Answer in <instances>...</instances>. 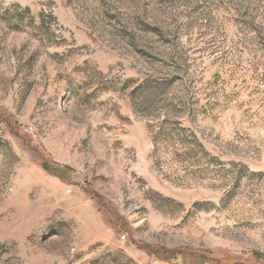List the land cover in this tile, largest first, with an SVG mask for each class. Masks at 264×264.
Listing matches in <instances>:
<instances>
[{
	"label": "rangeland",
	"instance_id": "rangeland-1",
	"mask_svg": "<svg viewBox=\"0 0 264 264\" xmlns=\"http://www.w3.org/2000/svg\"><path fill=\"white\" fill-rule=\"evenodd\" d=\"M159 248L264 264V0H0V264Z\"/></svg>",
	"mask_w": 264,
	"mask_h": 264
},
{
	"label": "trees",
	"instance_id": "trees-1",
	"mask_svg": "<svg viewBox=\"0 0 264 264\" xmlns=\"http://www.w3.org/2000/svg\"><path fill=\"white\" fill-rule=\"evenodd\" d=\"M52 170H55L52 169ZM71 170L69 168H58L56 173H58V176L63 177L64 175L68 174ZM155 254H161L164 259L173 261L176 264H222V262H219L218 260L214 258H207L206 255L202 252L200 256L194 257V261L186 259V255L183 254V252L174 253V252H168L167 250L163 248L157 249ZM165 255V256H164ZM256 257L258 255H255ZM192 257L190 256V259Z\"/></svg>",
	"mask_w": 264,
	"mask_h": 264
}]
</instances>
